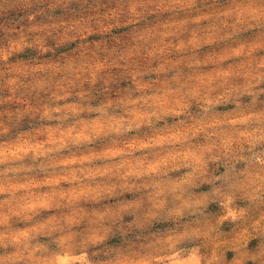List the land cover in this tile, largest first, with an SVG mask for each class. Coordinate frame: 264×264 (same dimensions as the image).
I'll return each mask as SVG.
<instances>
[{
  "label": "clouds",
  "instance_id": "9594fccd",
  "mask_svg": "<svg viewBox=\"0 0 264 264\" xmlns=\"http://www.w3.org/2000/svg\"><path fill=\"white\" fill-rule=\"evenodd\" d=\"M0 264H264V0H0Z\"/></svg>",
  "mask_w": 264,
  "mask_h": 264
}]
</instances>
